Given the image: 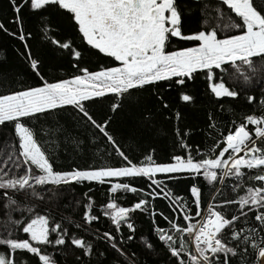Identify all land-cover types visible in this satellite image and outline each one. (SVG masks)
Here are the masks:
<instances>
[{
	"label": "snow or ice",
	"instance_id": "snow-or-ice-1",
	"mask_svg": "<svg viewBox=\"0 0 264 264\" xmlns=\"http://www.w3.org/2000/svg\"><path fill=\"white\" fill-rule=\"evenodd\" d=\"M8 3L13 12L9 23L15 25V30L9 29L0 21V31L22 42L25 49L22 55L30 61L31 69L41 79L43 75L40 61L33 58L27 43L31 33L25 31V14L46 13L51 8L70 13L86 43L99 53L114 58L120 66L95 73L81 68L79 70L83 73L82 76L45 82L40 87L0 95V125L14 122V132L19 142L17 155H13L11 149H6V159L0 157V190L3 197L11 199V193L28 194V190H32L31 194H36L37 186L49 184L82 185L86 181L104 184L105 178H146L149 190L144 195L148 199H139L133 205L125 207L116 202L119 197L113 196L104 205L103 215L110 218L117 233L126 225L131 233L127 240L132 241L137 229L131 214L139 212L153 218V233L167 247L170 256L176 258L177 264H232L233 259L237 264H251L248 260L250 250L258 264L259 259L264 258V187H248L246 194L238 200L225 199L220 204L210 203L205 210L202 189L198 184L194 183L189 187V202L183 196L174 194L167 181L197 180L203 176L209 185H213L217 182L223 184L226 178L233 177L237 183L233 185L232 191L243 186L241 181L246 175L249 180L264 182V149L257 145V141L264 142V99L259 102L260 115H246L239 124L232 121L222 141L214 137V146L209 147V151H215L221 142L225 145L214 158L196 159L192 146L185 139L190 137L191 129H180L179 122L183 117L177 111L173 135L174 145L182 150L181 154L173 155L172 162L166 164L156 163L153 156L148 154L144 157L146 163L139 166L132 164L122 151L121 145L108 131L111 117L98 123L82 102L112 94L118 98L111 106L115 113L125 101L129 105L138 104V101L133 100L136 90L162 81H172L177 87L184 89L187 82L193 81L198 72L206 74L209 90L217 102L224 98L236 100L240 92L229 87L223 75H218L216 70L226 73L227 68L224 66L228 65L240 71V66L243 65L255 72L254 58L264 60V0H222L240 20L239 23L233 21L225 26L239 29V34L224 39L217 37L215 29L186 35L178 0H8ZM41 19L47 24L45 15ZM43 30L47 32L46 27ZM173 39L199 43L194 47L169 52L167 48ZM49 42L59 49L69 50L68 54L75 61L83 58V53L68 42H61L56 38ZM73 66L78 67V64ZM240 74L244 75L242 71ZM244 80L250 83L249 76L244 75ZM168 86L171 87V84ZM157 99L165 109L169 107L162 96L157 95ZM180 99L185 104H191L195 97L181 91ZM246 100L251 105L256 102L257 97L248 95ZM66 105L73 106L81 120L98 129L118 155L127 162V166L72 169L67 172L54 170L51 156L38 139L36 131L27 126L23 118H31ZM221 109L224 110L223 104ZM208 120V127L214 131L218 127L216 117L209 114ZM148 123L144 124V131H155L149 129ZM250 125L253 126L252 131L249 130ZM72 143L76 144L75 141ZM76 147L79 148V144ZM255 169H260L261 173L251 175V170ZM10 170L21 174L9 176ZM244 170H248V173ZM158 175H163L165 179H157ZM137 191L135 187L130 188L128 183L112 184L110 188L112 194ZM216 191L220 193V189ZM84 195L89 203L84 205L83 219L85 223L91 224L100 217L92 214L93 198L88 193ZM157 199L168 202L172 215H166L150 203ZM12 203L15 204L16 201L12 200ZM193 205L195 217L201 219L195 224L188 223L181 227L174 219L175 214H182L184 221H191L194 218L191 214ZM230 205L238 206V215L228 213ZM249 212H255V223L245 227ZM156 217L168 222L180 237H174L166 228L160 226ZM16 224L23 233L28 234V238L21 240L0 237V264H31L25 254L34 257L38 264H59V261L38 246L59 248L70 244L73 249L81 250L83 256H89L93 251L90 242L82 237L70 238L68 229L62 228L60 223H52L48 216L37 214L24 223L16 221ZM76 227L80 228L81 225L77 224ZM53 234H56L54 239L51 238ZM185 234L193 238L194 254L185 250ZM98 238L111 241L110 247L120 255H125L117 243V236L112 232H103ZM120 239L122 242L123 237ZM141 240L146 248H155L147 237H141ZM100 255L103 256L104 253ZM80 258V255L76 256L77 261Z\"/></svg>",
	"mask_w": 264,
	"mask_h": 264
},
{
	"label": "trees",
	"instance_id": "trees-1",
	"mask_svg": "<svg viewBox=\"0 0 264 264\" xmlns=\"http://www.w3.org/2000/svg\"><path fill=\"white\" fill-rule=\"evenodd\" d=\"M181 3L185 34L205 29L204 21L214 23L216 21L215 10L224 11L225 14L229 13L230 10L222 3V0L219 3L212 0H181ZM42 15L47 17V24L41 19ZM12 16L13 12L8 0H0V21H3L6 27L14 31L15 25L9 23ZM25 21V31L31 33L27 43L30 46L33 58L40 61L43 79L34 73L30 67V61L22 55L25 52L22 42L0 31V95L40 87L45 82L70 80L75 76L83 75L79 70L81 68H86L89 72L95 73L115 66L110 59L101 55L86 43L78 30V26L72 19V15L65 10L51 8L46 13H27L25 14ZM238 21L240 22V20ZM45 27L47 28L46 33L43 30ZM230 35H235V33ZM52 38L70 43L72 47L83 53V58L79 61L73 60L68 54L69 50L59 49L49 42ZM198 43L195 41L173 40L169 43L167 51L194 47ZM257 59L260 63L264 61L260 58ZM74 64H78V67H74ZM224 67L229 66L225 65ZM216 71L218 75H223L229 87H233L240 92V96L236 100L224 98L217 102L209 90L206 74L198 72L195 74V79L188 81L184 89L177 87L172 81H162L156 85H149L144 89L136 90L133 100L138 101V104L129 105L125 101L124 105L115 113L112 112L111 106L118 98L112 94L82 103L98 123H103L111 117L108 131L121 145L122 151L129 157L132 164L139 166L146 163L144 157L148 154L153 156L156 163L166 164L172 162L173 155L181 154L182 150L174 145L175 137L173 135V127L176 124L175 113L177 111L183 117L179 122L180 129L182 131L191 129L190 137L185 139L192 146V153L196 156V159L214 158L219 155V151L224 147L221 142L215 151H209V147L214 146V137L222 141L223 135L227 134L232 121L239 124L243 122L246 115H260L259 102L264 99V91H262L264 88L259 86L245 87L229 83L227 72L220 73L219 70ZM170 84L171 87L168 86ZM181 91H186L194 96V102L185 104L181 101ZM157 95L162 96L169 104L167 109L157 99ZM248 95L256 96V102L249 105L246 100ZM221 104H223L224 110L221 109ZM229 108L232 111H227ZM209 114L214 115L218 122V127L214 131L208 127ZM23 122L36 131L38 139L51 156V162L56 171L67 172L72 169L86 170L127 166V162L118 155L106 138L99 133L98 129L81 120L77 109L71 105L37 114V116L31 118H23ZM146 122H149V129L155 131H144ZM41 129H44V131H41ZM56 129H62L63 131H55ZM249 130L252 131L253 126L250 125ZM209 133H212V135H209ZM253 138L255 139L254 134ZM72 141L79 144V148ZM18 143L14 132V122H6L4 125H0V157L6 159L4 156L6 149H11L12 154L17 155L19 151ZM257 145L264 149V142L257 141ZM197 147L199 148L198 153ZM152 149H155V151L153 152ZM10 171L12 175L21 174L15 170ZM244 171L248 173V170ZM260 173V169H255L251 170L250 174ZM157 179H165V177L158 175ZM105 181L104 184L96 181H86L82 185L73 183L37 186L35 188L36 194H31L32 190H29L28 194L11 193L10 201L3 197L2 190H0V237L27 239L28 234L20 230L16 221L24 223L37 214L45 215L50 218L52 223H60L62 228H67L70 238L82 237L93 245V251L89 256L81 255V250L73 249L70 244L59 248L38 246L59 261V264H177L176 258L170 256L167 247L153 233V218L151 216L139 212L131 214L137 230L134 239L128 241L127 236L131 233L126 225H123L121 232L117 233L110 218L103 215L104 205L113 196L119 197L116 202L125 207L133 205L139 199H148L144 195L149 190V182L146 178L112 177L106 178ZM112 182L128 183L129 187H135L138 191L136 193L117 192L112 194L110 192ZM241 182L243 186L236 191H232L233 185L237 183L233 177L226 178L223 184L217 182L213 185H209L203 176L197 180L167 181L168 187L173 190L174 194L183 196L189 202L191 200L188 189L192 184H198L202 189L204 207L209 201L212 204H220L225 199L238 200L240 196L246 194L248 187H264V182L249 180L247 175L242 178ZM217 189H220L219 194L216 191ZM85 193L93 198L92 214L100 217L99 220L91 224L85 223L83 219L84 205L89 203L84 195ZM214 196L215 200H213ZM12 200L16 201L14 206L8 205V202L12 203ZM150 203L166 215H172L168 202L157 199L150 201ZM5 204L7 207H4ZM228 213L238 215V206H228ZM191 214H195L194 205ZM254 215L255 212H249L248 223L245 224V227L255 223ZM156 219L159 221L160 226L164 228L169 224L159 217H156ZM177 220L180 225H183L180 215L177 216ZM77 224L81 227L77 228ZM166 230L174 237H180V234L172 229ZM106 231L117 236V243L124 250L125 255H120L112 249L109 241L98 238ZM55 235L53 234L51 238L54 239ZM121 236L123 237L122 242ZM141 237L150 239L155 248L151 250L146 248ZM183 239L186 250L191 252L189 239L186 235ZM102 252L104 253L103 256L100 255ZM25 255H28L31 264H38V261L30 254ZM77 255H80V261L76 260ZM248 260L251 264H257L255 255L251 250L248 254ZM263 263L264 258H260L258 264ZM232 264H237V261L233 259Z\"/></svg>",
	"mask_w": 264,
	"mask_h": 264
},
{
	"label": "rangeland",
	"instance_id": "rangeland-1",
	"mask_svg": "<svg viewBox=\"0 0 264 264\" xmlns=\"http://www.w3.org/2000/svg\"><path fill=\"white\" fill-rule=\"evenodd\" d=\"M238 20L239 19L235 15L233 17L229 16L227 14L223 15L222 12H220V10H218V13L216 16V21L214 23H212L209 31L215 29L217 32V37L219 39H224L227 36H231L227 32H234L235 35L239 34V32H240L239 29H234L231 27H225L226 25H230L233 21L239 23ZM218 35H221V36H218ZM254 64H255V68H256L255 72H252L246 66H243V65L240 66V71H237L235 68H233L231 66L227 67V80H228V82L235 84V85H238V86H245V87L259 86V87L264 88V61L262 63H260L259 59L254 58ZM241 71L243 72L244 75H247L250 77V83L244 80V75L240 74ZM10 174H11V171H9V176H10ZM5 178H8V177H5ZM117 183L118 182H112L111 184H117ZM9 201H10V199H9ZM8 205L14 206V204H12L10 202H8ZM15 207L18 208L17 206H15ZM185 249H186V247H185Z\"/></svg>",
	"mask_w": 264,
	"mask_h": 264
},
{
	"label": "flooded vegetation",
	"instance_id": "flooded-vegetation-1",
	"mask_svg": "<svg viewBox=\"0 0 264 264\" xmlns=\"http://www.w3.org/2000/svg\"><path fill=\"white\" fill-rule=\"evenodd\" d=\"M199 1H202V0H199ZM203 1H205V0H203ZM212 1H214V2H216V3H219V1H221V0H212ZM178 2H179V4L181 3V0H178ZM183 3V2H182ZM182 3L180 4V8H181V11H182ZM220 12H222V14L224 15L225 14V12L224 11H220ZM229 13H227V15H229V16H234V13L233 12H231V10H229L228 11ZM183 13V12H182ZM215 13H216V16H217V13H218V10H215ZM230 18V17H229ZM203 25H204V27H206L205 29H201V30H204V31H209V29L211 28V25H212V22H207V21H204L203 22ZM201 30H198V31H196V32H193V33H197V32H199V31H201ZM228 34H231V33H234V32H227ZM191 34V33H190ZM187 35V34H186ZM218 36H221V35H218ZM173 40H176V39H173ZM172 40V41H173ZM96 51H98V50H96ZM101 55H103V56H105L104 54H102V53H100ZM105 57H107V56H105ZM108 59H110L111 61H112V63L113 64H115V66L114 67H119L120 66V63L118 62V61H115L114 60V58H111V57H107Z\"/></svg>",
	"mask_w": 264,
	"mask_h": 264
},
{
	"label": "built area",
	"instance_id": "built-area-1",
	"mask_svg": "<svg viewBox=\"0 0 264 264\" xmlns=\"http://www.w3.org/2000/svg\"><path fill=\"white\" fill-rule=\"evenodd\" d=\"M211 202L209 201L206 206L204 207L205 210L207 209V207L209 206ZM212 204V203H211ZM180 215L181 216V220L183 221V225H180L181 227H184L186 226L188 223H193L195 224L197 220H200L201 218L200 217H195V214H192V216L194 217L191 221H184L183 218H182V214H179L177 213L176 216H175V220H177V216ZM166 229H172L170 224H168V226L166 227ZM173 231H175L174 229H172ZM186 235V234H185ZM187 236V235H186ZM187 238L189 239V244H190V247H191V252L194 254L195 253V246H194V243H193V238L190 237V236H187ZM111 243V241H109ZM186 250V249H185ZM188 251V250H187Z\"/></svg>",
	"mask_w": 264,
	"mask_h": 264
},
{
	"label": "bare ground",
	"instance_id": "bare-ground-1",
	"mask_svg": "<svg viewBox=\"0 0 264 264\" xmlns=\"http://www.w3.org/2000/svg\"><path fill=\"white\" fill-rule=\"evenodd\" d=\"M187 251V250H186ZM264 264V263H263Z\"/></svg>",
	"mask_w": 264,
	"mask_h": 264
}]
</instances>
